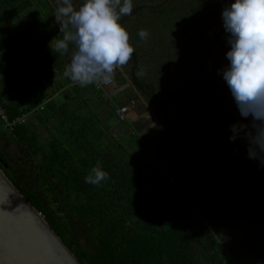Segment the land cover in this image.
I'll list each match as a JSON object with an SVG mask.
<instances>
[{"label":"trees","instance_id":"16d2710c","mask_svg":"<svg viewBox=\"0 0 264 264\" xmlns=\"http://www.w3.org/2000/svg\"><path fill=\"white\" fill-rule=\"evenodd\" d=\"M233 2L214 0L207 10L199 0H175L170 7L163 4V8L149 9L157 10L159 16L181 12L179 18L189 22L181 33H192V40L185 41L190 44L187 49L195 46L204 49L209 58L220 54L219 58L230 49L221 13ZM33 8L36 15L15 35L3 33L6 24L18 21ZM58 31L39 8L38 0H0V82L19 92L25 102L21 110L0 99L8 121L38 107L36 91L44 80L64 75V60L55 47ZM215 79L226 83L222 75ZM141 90L149 99L158 100L151 86ZM80 93L76 90L54 109L45 106L29 124L27 121L12 130L0 124V141L8 139L21 151L19 159H13L0 149V169L75 258L81 264H229L206 228L188 217V205L173 212L167 190L155 194L154 200L149 190L158 185L155 176L126 161L115 143L103 145L107 138H91L100 121L88 111L89 101ZM217 114L209 119L217 123ZM244 143L248 150L247 141ZM98 161L109 179L94 186L86 183L85 177ZM232 186L238 187L246 200L252 192L261 191L258 182L248 179ZM260 205L264 207V201Z\"/></svg>","mask_w":264,"mask_h":264},{"label":"rangeland","instance_id":"374dc122","mask_svg":"<svg viewBox=\"0 0 264 264\" xmlns=\"http://www.w3.org/2000/svg\"><path fill=\"white\" fill-rule=\"evenodd\" d=\"M199 1L209 10L214 0ZM38 2L53 28L59 30L56 40L63 39L69 29L60 31L58 0ZM72 2L79 8L84 0ZM132 3V13L120 20L135 49L132 58L116 70L113 83L101 90H95L93 83L81 86L65 77L63 83L68 84L65 97L68 90L69 95L77 90L89 101L88 111L100 121L91 135L93 139L103 138L101 130L105 124L109 126L116 106L134 99L136 105L131 109V117L122 124H115L112 133L105 129L107 139L102 144L115 143L122 148L126 161L155 176L158 185L149 190L154 200L155 194L167 190L173 201V212L188 205V217L206 228L229 264H264V207H260V201H264V162L249 158L245 139H229L231 125L249 124L251 120L241 117L227 84L216 82L218 70L229 61L226 56L218 58L220 54L209 58L202 48L187 49L190 44L186 45L185 41L192 40V33H181L182 26L189 25L179 18L181 12L159 16L157 10L153 13L149 9L150 6L170 7L175 0H132ZM221 5L224 7L223 3ZM193 6L197 4L194 2ZM36 13L37 9L33 8L18 21L6 24L3 33L15 35ZM11 26L14 27L9 29ZM141 29L149 33L146 40L138 35ZM75 51V44L69 43L68 52L62 55L66 66ZM2 64L0 54V66ZM53 76L59 78L50 79L48 83L43 81L36 91L38 102H43L46 95L61 94L63 83L59 79L63 74ZM148 86L153 88L158 100L149 99L142 92L141 89ZM0 99L8 107L18 106L21 110L25 104L19 92L1 82ZM40 104L35 116L41 114L40 107H45ZM213 113H218L217 123L209 119ZM0 124L6 129L3 122ZM34 124L39 126L35 121ZM7 140L0 141L3 154L19 159L20 149ZM246 179L258 182L261 190L252 192L248 200L239 194L238 187L232 186L233 183L241 185Z\"/></svg>","mask_w":264,"mask_h":264},{"label":"clouds","instance_id":"9594fccd","mask_svg":"<svg viewBox=\"0 0 264 264\" xmlns=\"http://www.w3.org/2000/svg\"><path fill=\"white\" fill-rule=\"evenodd\" d=\"M132 0H84L79 8L72 0H58L57 19L61 21L63 39L56 42V51L68 52L69 43L76 46L64 75L81 86L100 82L111 85L118 68L127 64L135 51L129 33L120 23L132 13ZM229 64L218 70L234 98L241 117L249 124L230 126V141H247L250 159L264 162V0H234L221 13ZM146 40L149 33H138ZM109 179L98 161L85 182L99 186Z\"/></svg>","mask_w":264,"mask_h":264},{"label":"water","instance_id":"95a60500","mask_svg":"<svg viewBox=\"0 0 264 264\" xmlns=\"http://www.w3.org/2000/svg\"><path fill=\"white\" fill-rule=\"evenodd\" d=\"M0 264H81L1 169Z\"/></svg>","mask_w":264,"mask_h":264},{"label":"built area","instance_id":"2783aa9c","mask_svg":"<svg viewBox=\"0 0 264 264\" xmlns=\"http://www.w3.org/2000/svg\"><path fill=\"white\" fill-rule=\"evenodd\" d=\"M93 85L95 86V90H101L107 87L108 85H104L100 82H94ZM136 105V101L134 99H129L125 103L118 105L113 110V116L115 117L116 121L119 124H122L126 121L129 112L131 109ZM43 107L39 109L42 110ZM37 109L32 110L33 113H36ZM0 118L3 122L4 126L8 130H12V128L16 125H24L26 124L27 117L25 115L21 117L14 118L12 121H8L7 114L5 113L4 109L0 105Z\"/></svg>","mask_w":264,"mask_h":264},{"label":"crops","instance_id":"0c3cea01","mask_svg":"<svg viewBox=\"0 0 264 264\" xmlns=\"http://www.w3.org/2000/svg\"><path fill=\"white\" fill-rule=\"evenodd\" d=\"M71 44H73V43H71ZM65 64V63H64ZM66 66V65H65ZM63 78H60L59 80L61 81V83H63V81H66V78H65V75H63L62 76ZM0 78H1V74H0ZM55 78H59V76H52V77H50V78H48V79H46V80H44V82H46V83H48V82H50L51 80L50 79H55ZM68 89V84H65V83H63V85L61 86V89L59 90V91H61V94H59L60 92H58V93H55V94H50V95H46L47 97H46V99L42 102V101H40L39 100V102L41 103L40 105H42V104H44L45 106H47L49 109H54V108H56V106L57 105H59L60 103H62L64 100H66V99H68L69 98V90H68V94H67V98L65 97V95H66V92H67V89ZM66 89V90H65ZM62 90H65L64 92H62ZM88 93V92H87ZM86 93V94H87ZM125 103V102H124ZM131 114H132V112H129V114H128V118L129 117H131ZM27 118H28V121H32L33 120V118H35V113H33V111L32 110H30L27 114H24ZM32 117V118H31ZM112 120H110L109 122H110V124H109V126H107L106 124V126H105V128H104V126H103V129L104 130H101V131H103V137H105L104 135H106L107 134V132H106V130H109V132L110 133H112L114 130H115V124H119L117 121H116V119H115V117L113 116V113H112ZM97 129V126L92 130V132H91V134L93 133V132H95V130ZM106 129V130H105Z\"/></svg>","mask_w":264,"mask_h":264}]
</instances>
